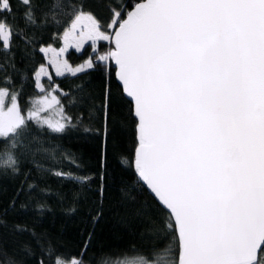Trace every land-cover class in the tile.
Segmentation results:
<instances>
[{"label": "snow or ice", "instance_id": "snow-or-ice-1", "mask_svg": "<svg viewBox=\"0 0 264 264\" xmlns=\"http://www.w3.org/2000/svg\"><path fill=\"white\" fill-rule=\"evenodd\" d=\"M86 8L84 0H0V57L6 61L0 64V175L23 174L22 162L33 154L40 129L55 138L80 127L91 131L87 123L93 114L86 107L74 117L50 95L40 79L45 65L33 70L43 95L27 113L22 88L16 89L7 72L11 68L19 75L16 56L28 59L39 33L67 17L65 43L74 41L80 50L90 40L95 55L73 67L58 59L65 48L38 50L54 53L49 62L61 76L98 65L107 72L114 62L136 120V175L166 213L161 229L178 241L179 258L171 264H264V0H136L130 8L123 0H107V30ZM99 41L113 47L101 52L95 47ZM47 79L52 84L50 75ZM52 91L62 92L58 85ZM53 103L56 120L42 115ZM103 108L105 144L97 180L71 171L52 173L85 189L97 183L101 198L109 178L107 89ZM42 151L55 157L54 151ZM64 156L79 169L70 153ZM101 214L97 209L90 217L93 224ZM11 234L16 247L9 254L0 232V264H84L83 253L64 252L47 233L14 225ZM130 264L153 261L142 257Z\"/></svg>", "mask_w": 264, "mask_h": 264}, {"label": "trees", "instance_id": "trees-1", "mask_svg": "<svg viewBox=\"0 0 264 264\" xmlns=\"http://www.w3.org/2000/svg\"><path fill=\"white\" fill-rule=\"evenodd\" d=\"M123 2L130 8L136 0ZM84 3L87 5L85 10L92 11L105 26L103 30H107L110 15L107 0H84ZM66 20L67 17L61 16L57 23L50 22L39 33L35 45L37 50L28 59L21 62L19 55L16 56L19 75L11 68L7 69L8 75L16 81V89L22 88L21 105L25 113L43 95L33 82V70L46 63L44 54L38 49L40 46H61L63 32L68 26ZM20 47L23 49V45ZM95 47L107 52L113 45L108 41H99ZM94 55L93 43H89L81 52L69 51L66 58L78 65ZM3 63L6 61L0 57V64ZM115 71L116 67L111 63L107 72L103 70V65H98L97 69L76 76L52 73V84L48 83L47 77L42 79L50 92L59 86L62 92H54L69 114L78 117L81 108L85 107L93 114L92 121L86 122L91 131L84 132L80 127L63 138H55L46 129H40L33 154L22 162L27 164L23 174L0 175V223L4 225L0 232L9 254L16 247L12 243L11 228L21 225L38 233H47L66 253H83L84 264H130L142 257L152 260L153 264H171L178 260L179 247L175 235L160 226L166 213L136 175L133 163L137 147L136 120L132 115L131 101L116 80ZM3 76L4 72H0V77ZM106 89L110 92L111 109L106 164L109 178L101 198L97 194V183L90 182L85 189L52 173L57 170L71 171L97 180L105 144L103 106ZM63 93H67V97ZM33 128L36 129L35 124ZM125 128L127 145L116 136ZM42 149L54 151L55 157L49 158ZM3 151L4 145L0 144V153ZM65 153L71 154L79 169L68 164ZM33 159L42 165L43 171L36 169ZM13 201L15 210L12 209ZM71 208L76 211L70 212ZM97 209H101L102 214L93 224L90 217L96 214ZM89 233H92L91 244L85 252Z\"/></svg>", "mask_w": 264, "mask_h": 264}, {"label": "rangeland", "instance_id": "rangeland-1", "mask_svg": "<svg viewBox=\"0 0 264 264\" xmlns=\"http://www.w3.org/2000/svg\"><path fill=\"white\" fill-rule=\"evenodd\" d=\"M79 32V29H77V33ZM89 43H92V41H86L84 44H83V47L80 49V50H77L76 46H75V42H71L70 45L66 44L64 39L62 40V44L61 46L59 47H54V46H44L46 48H51V49H56L57 51H59L61 48H65L66 51L64 52H61L60 55H59V61L60 62H63L64 60H67L66 56H67V53L71 50H76V51H79L81 52L85 46ZM98 43V42H97ZM45 58H46V63H45V75L40 77V79L42 80L43 78L45 77H48V75H50L52 77V73L56 74V67L54 64L50 63L49 61L54 57V53H52L51 51H49L47 54H44ZM68 61V60H67ZM68 63L70 65H72L73 67H76L78 65H74L72 63H70L68 61ZM83 64V63H82ZM64 75H72L71 73H68V72H65ZM58 76H61V75H58ZM63 76V75H62ZM50 95L51 96H57L56 93L54 91H51L50 92ZM58 98V97H57ZM42 115H46L48 116L50 119H53V120H56V119H59V116H58V108L57 106L55 105V103H53V107L51 109H49L46 113H42ZM127 123H128V120L126 122V127H127ZM116 136L125 144L127 145V128H125L123 131L121 132H117L116 133Z\"/></svg>", "mask_w": 264, "mask_h": 264}, {"label": "water", "instance_id": "water-1", "mask_svg": "<svg viewBox=\"0 0 264 264\" xmlns=\"http://www.w3.org/2000/svg\"><path fill=\"white\" fill-rule=\"evenodd\" d=\"M113 65L115 66V64H114V62H113ZM116 67V66H115ZM115 78H116V80L120 83V85L122 86V84H121V82L117 79V77H116V71H115ZM126 96V95H125ZM128 98V97H127ZM129 99V98H128ZM130 100V99H129ZM145 187H146V189L150 192V190L147 188V186H146V183L145 182H142V181H140ZM153 195V194H152ZM154 196V195H153Z\"/></svg>", "mask_w": 264, "mask_h": 264}]
</instances>
